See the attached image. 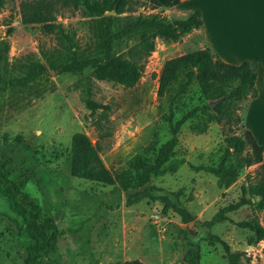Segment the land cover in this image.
<instances>
[{"label": "rangeland", "instance_id": "1", "mask_svg": "<svg viewBox=\"0 0 264 264\" xmlns=\"http://www.w3.org/2000/svg\"><path fill=\"white\" fill-rule=\"evenodd\" d=\"M23 1L8 0L0 9V52L2 45L7 46L0 59V72L22 77L30 61L45 63L46 52L65 54L69 47L78 52L91 49V18L83 14L82 8L75 12L62 9L56 18V24L69 38L67 41L59 34L43 33L38 25H23ZM139 14L156 13L149 4L144 8L137 5L134 12L119 16L116 26L126 17ZM185 39L177 43L155 41L142 77L132 88L93 80V99L110 106L106 120L98 121L100 111L92 115L85 108L82 89L77 88L79 80L90 77L91 68L78 75H59L49 70L27 86L0 88V152L8 158V178L25 180L24 191L43 211L54 216L63 233L55 251L48 256L50 264H123L135 259L143 264H191L197 247L201 264H228L222 247L208 244L209 234L224 240L231 252H245L248 264H264L259 257L264 256V240L249 245L248 238L253 234L230 222L212 228L204 226L220 208L240 198L242 184L256 182L257 166L240 163L239 176L227 188H220L216 177L189 167L217 165L226 148V136L238 135L242 122H207L200 132L197 127L204 124V119L187 121L167 165L180 159L186 163L177 172L152 178L148 184L153 195L168 197L195 217L189 226L172 211L162 213L160 201L145 198L128 206L126 193L70 175V142L75 133H84L97 146L99 158L112 175L125 170L128 161L150 141L155 139L160 146L170 138L168 124L161 120L167 103L161 104L157 91L164 64L198 48L188 46ZM136 40L135 37L119 43L114 53L124 52ZM190 41L195 43L198 38ZM200 96L195 81L182 99L175 119L201 105ZM205 103L213 113V102ZM239 105L237 114L242 119L245 102ZM232 161L236 162L234 157ZM228 217L234 222L256 219L264 225V212L250 206ZM30 244L21 219L0 197V264H24Z\"/></svg>", "mask_w": 264, "mask_h": 264}, {"label": "trees", "instance_id": "2", "mask_svg": "<svg viewBox=\"0 0 264 264\" xmlns=\"http://www.w3.org/2000/svg\"><path fill=\"white\" fill-rule=\"evenodd\" d=\"M8 0H0L3 9ZM149 4L151 11L170 8L172 1L160 4L157 0H25L20 4V16L23 25H38L45 34H59L69 41L61 25L56 24V18L62 9L75 12L83 9V14L91 18L93 45L85 52L72 51L71 47L65 54L49 51L44 53V62L30 61L22 77H10L0 72V88L27 86L49 70L57 74H81L91 68L90 77H83L77 83L82 89V100L90 113H98V121L106 120L110 106L103 105L93 99V80L113 83L124 88L134 87L142 77L148 58L155 50L157 39L171 43L179 42L184 36L202 26L199 11L191 12L185 19L167 20L159 13L144 16L139 14L132 18L128 16L121 25H117L118 17L134 12L135 6L144 8ZM113 13V15H108ZM137 38L136 42L120 54L114 53V48L125 40ZM7 46L2 45L0 59ZM257 65L244 62L238 66L221 62L208 48L186 53L168 60L164 64L159 78L157 96L167 103L168 109L162 113L161 120L168 124L170 138L160 146L154 139L134 155L125 170L112 175L99 158V150L89 138L81 132L75 133L70 142V175L81 180L112 186L128 195L127 205L139 203L145 198L163 203L162 213L172 211L182 221L188 224L195 217L180 204L166 196L153 195L148 184L152 178L162 177L167 173H175L186 163L180 159L167 165L178 145V135L182 126L189 120L198 118L204 124L197 127L203 132L207 122L217 123L242 122L237 112L241 110L242 102L249 97H255L254 83ZM197 82L201 105L185 112L175 119L182 106V99L188 93L193 82ZM205 102H213V113ZM163 106H160L162 111ZM238 135H228L225 138L226 148L219 163L213 165L192 166L194 172H203L217 178L220 188L232 185L239 176L240 163L246 167L257 166L256 182L242 184L241 196L233 203L223 206L205 227L230 222L238 229L248 230L253 234L248 238L252 245L264 240V225L256 219L234 222L228 214L250 206L264 212V162L263 148L260 147L252 134L239 126ZM245 153V157L242 155ZM232 157L235 159L233 163ZM8 158L0 152V197L8 203L10 211L21 219L22 228L31 244L27 248L24 264H50L48 256L55 251L62 231L58 229L54 216L42 210L40 205L25 191V180L15 181L8 178ZM243 168V166H242ZM140 190V191H139ZM137 191V192H136ZM134 192V193H132ZM207 242L210 246L220 245L223 257L228 264H248L245 252H231L230 246L219 236L209 234ZM244 259V261H242ZM123 264H143L139 260H128ZM191 264H201V254L197 247L192 255Z\"/></svg>", "mask_w": 264, "mask_h": 264}, {"label": "crops", "instance_id": "3", "mask_svg": "<svg viewBox=\"0 0 264 264\" xmlns=\"http://www.w3.org/2000/svg\"><path fill=\"white\" fill-rule=\"evenodd\" d=\"M157 1L164 4L167 0ZM171 1L170 8L154 10L155 13L167 20L185 19L193 11L201 14V28L183 37L187 38L188 46L198 45L194 51L208 48L228 65L238 66L244 62L257 65L256 96L245 101L242 124L264 150V0ZM195 37L197 42L190 41ZM262 160L264 162V151ZM259 257L264 263V256Z\"/></svg>", "mask_w": 264, "mask_h": 264}, {"label": "water", "instance_id": "4", "mask_svg": "<svg viewBox=\"0 0 264 264\" xmlns=\"http://www.w3.org/2000/svg\"><path fill=\"white\" fill-rule=\"evenodd\" d=\"M113 13H108V15H112ZM193 222H190L188 224H186V226H189L190 224H192Z\"/></svg>", "mask_w": 264, "mask_h": 264}]
</instances>
